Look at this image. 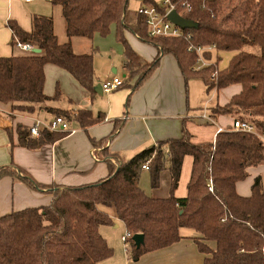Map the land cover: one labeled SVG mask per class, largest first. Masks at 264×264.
Segmentation results:
<instances>
[{
    "label": "trees",
    "instance_id": "obj_1",
    "mask_svg": "<svg viewBox=\"0 0 264 264\" xmlns=\"http://www.w3.org/2000/svg\"><path fill=\"white\" fill-rule=\"evenodd\" d=\"M61 7L68 39H92L105 36L115 26V36L123 46L124 68L128 76L123 87H139L158 66L160 56L171 54L185 80L200 77L206 90L239 84L241 89L226 103L210 107V117L231 116L247 122L252 132L234 130L231 126L219 131L210 142H194L182 121L181 136L157 142L122 160L103 147L108 138L91 144L101 147L108 174L95 182L60 186L42 184L25 170L14 166L0 167L1 176L18 178L29 187L51 195L48 205L26 207L0 214V264H96L109 258L113 249L100 233V226L111 225L113 219L100 208L114 207L125 231L142 233L144 242L136 247L128 239L130 258L171 245L181 238L180 228L196 232L198 249L204 254L202 264H263L264 192L259 175L255 176L247 196L236 192V183L248 176V169L264 165V0H244L230 8L231 0H168L182 16L196 23L182 29L180 37L148 35L144 16L128 9V0H49ZM149 2L160 12L169 4ZM189 4V8L185 6ZM32 28L23 30L14 21L7 22L15 40L32 44L39 53L0 56V102L10 103L13 112H33L41 104L62 97L57 88L53 95L43 91L38 74L44 65H56L70 73L85 89L95 95L93 52L75 53L70 41L58 42L53 22L45 15L31 17ZM131 32L144 43L157 48L150 62L143 61L125 37ZM192 45H215L216 53L231 51L227 67L215 71L218 60L213 52H204L206 60L215 59L195 70L196 53ZM16 47V46H15ZM134 81L131 85L130 82ZM128 81V82H127ZM54 116L71 117L78 125L88 127L102 121L100 114L79 109L74 115L57 107L45 106ZM115 119L109 138L122 126ZM19 146L38 149L68 134L67 130L42 128L39 135L30 134L29 126L16 124ZM11 141V140H10ZM11 145H13L11 141ZM191 157L186 195L176 197L183 159ZM117 165L114 164V162ZM148 161L150 185L159 186L160 174L169 173V195L148 196L139 185L141 165ZM211 186V189H209ZM208 242H213L211 248Z\"/></svg>",
    "mask_w": 264,
    "mask_h": 264
},
{
    "label": "crops",
    "instance_id": "obj_2",
    "mask_svg": "<svg viewBox=\"0 0 264 264\" xmlns=\"http://www.w3.org/2000/svg\"><path fill=\"white\" fill-rule=\"evenodd\" d=\"M144 4L151 3L145 2ZM33 15L50 17L58 42L70 41L75 53H84L87 50L95 49L94 37L96 34L92 39L80 37L68 39L59 5H53L49 0H34L31 2L0 0V56H11L22 52L11 44L12 31L7 22L9 20L14 21L23 30L30 31ZM56 21L57 25H61L60 29L59 26L58 29L56 28ZM125 37L143 61L150 62L157 55L156 47L140 41L133 33L126 31ZM82 44L83 47H80ZM108 52L107 58H104L107 71L94 61L95 86L111 80L114 76H119L117 75L119 72L122 75L120 78H123V82L128 76V71L123 64L125 58L122 44L117 41V46L110 47ZM38 77L43 80V91L46 95L51 96L53 94L54 80H57L54 89L59 88L63 95L57 101L41 104L40 108L37 107L33 112H13L10 103L0 102V127H2V130H0V167H19L28 172L39 183L77 186L92 183L107 176L108 167L100 151L101 147L93 146L90 138L95 140L108 138L103 147L125 160L124 158H130L135 153L159 141L179 138L183 120L188 130L187 125L190 118L188 117L186 102L187 84L176 59L171 54L161 55L158 66L135 89L120 85L109 92L102 91L99 94L95 91V95H91L90 91L82 87L70 73L53 64L44 65ZM76 84L78 87L74 90ZM130 84L133 85L134 81L132 80ZM240 89L239 84H232L215 91L216 94L220 92V100L217 104L226 103ZM72 92H78L77 101L73 97L74 103L70 100L73 95ZM63 96H68L69 99L66 100ZM45 106L69 111L71 115H74L79 109H87L91 111L93 116L97 117L101 114L104 119L87 129H83L72 116L71 120H67L68 134L63 138L54 143L45 144L38 149L19 146L15 132L16 124L21 123L28 126L35 119L46 122L53 119L55 116L46 118L51 112ZM119 118L124 120L123 124L109 138L114 120ZM212 119L213 121H220L217 127L222 128L229 127L233 120L231 116L227 115H217ZM188 132L193 136L192 141H194L195 135L189 130ZM10 140L13 145H11ZM263 171L264 165L250 167L248 176L252 174L251 181H238L235 186L236 192L242 196L249 195L254 177L260 174L261 178ZM168 188L169 178H167L164 192L161 195H154V197H167L169 195ZM176 190L174 193L176 197L186 195H176ZM262 191L264 192L263 184ZM50 201V194L31 188L18 178L8 175L0 177L1 215L26 207L48 205ZM110 215L114 216V213L110 212ZM103 226L105 225L100 226L99 230ZM110 226L116 229L121 227L125 230L124 225L117 217H113V223ZM104 229L100 230L101 235L109 246L114 245L109 238L108 231ZM179 233L181 238L178 241L169 246L146 252L137 260L130 258L128 241L125 247L119 242L120 247L114 248V255L112 254L111 257L100 260L96 264H202L205 256L198 249L195 240L196 232L191 228L182 227ZM208 245L211 248L214 247L213 242H208Z\"/></svg>",
    "mask_w": 264,
    "mask_h": 264
},
{
    "label": "rangeland",
    "instance_id": "obj_3",
    "mask_svg": "<svg viewBox=\"0 0 264 264\" xmlns=\"http://www.w3.org/2000/svg\"><path fill=\"white\" fill-rule=\"evenodd\" d=\"M154 1L161 5V4H163V2L165 0H154ZM43 2H45V1H43ZM43 2H40V3L44 4ZM243 2H244V0H231L230 3L232 6H230V8H232L233 6H236V5L238 6L239 4H242ZM149 5L150 4L142 3L141 0H128V9L133 13L138 12V9L141 6H149ZM58 26L60 29L61 25H57V21H56V28ZM94 41H95V45H94L95 49L94 50H96V51H95V54L93 57V64L95 61V63H98L99 65L103 66V68H105L106 63L104 62V58L105 59L107 58L108 53H109L108 51H109L110 47L117 46L118 40L116 39V36L114 33V25L110 26V30H109V33L107 35L102 36L100 34H96L94 37ZM80 47H83V44L80 45ZM104 49H106V50H104ZM86 52H89V50H87ZM212 54H213V57H215V58L217 56L218 60L215 63V59L213 58L212 60H208V64L215 63L216 67L214 70L217 71V70L224 69L225 67L228 66L229 61L233 55V52H231V51H219L216 53V51H214ZM105 70H106V68H105ZM117 75H119V76H117L119 79L123 80V78H120L122 76L120 72ZM56 81L57 80H54V86H53V90H52L53 93L55 92L54 88H55V82ZM186 84H187V91H188V93H186V102L188 105V117L190 118L189 124L187 125L188 130L195 135L194 136L195 137L194 142H210L213 140V138L215 136L216 128H217V125L220 123V121H218V120H215V121L211 120L210 121L208 119V117H209L208 115H210L209 114L210 113V107L219 103L220 92L216 94L214 89L207 91L206 85L200 77H193V76L189 77L186 81ZM77 87H78V85L76 84L73 89L76 90ZM51 95H53V94H51ZM77 95H78V92H74L73 95L71 96L70 100L73 103H74V98H76V101H77ZM63 97H65L66 100L69 99L68 96H63ZM204 113L206 116L205 120L208 122H205V120L202 119V115ZM51 114L47 115L46 118H50L51 116H54L53 113H51ZM0 130H2V127H0ZM124 159H128V157H126ZM114 164L117 165L116 162ZM190 167H191V157L189 155H187L183 159L182 170H181V175H180V179H179V187L176 190V195L186 194V182L189 178ZM167 178H169V181H170L169 173L167 171H163L160 174L159 186L156 189H153L150 185V171L149 170H142L140 173V176H139V185H140L141 189L148 196L161 195L164 192V190L166 189ZM251 179H252V174H249V176L247 178H245L244 181L249 182V181H251ZM261 181H262L263 188H264V171L261 174ZM157 189H158V191H156ZM163 195H165V194H163ZM100 208L104 209L112 219H113V217H117L113 205H112V207L101 206ZM110 212H113L114 216L110 215ZM102 228H105L104 230L108 231L109 238H110L111 242L114 244V245H110V247L113 250H114V248L116 249V247H118V246L120 247L119 242L121 243V245L123 247H125V242H123L121 240V237H120V234L122 236L126 233L125 230H123V228L121 229V227H119V229L118 228L116 229V228L111 227L110 225H105V226L101 227V229ZM126 244H127V242H126ZM127 245L129 246V244H127ZM114 251H113V255H114Z\"/></svg>",
    "mask_w": 264,
    "mask_h": 264
},
{
    "label": "built area",
    "instance_id": "obj_4",
    "mask_svg": "<svg viewBox=\"0 0 264 264\" xmlns=\"http://www.w3.org/2000/svg\"><path fill=\"white\" fill-rule=\"evenodd\" d=\"M24 2H31L34 0H22ZM164 4H169L164 12H160L157 10L153 5L149 6H141L138 9V13L144 16L145 25L147 27V32L149 36L152 37H180L183 35L182 28L178 27L174 23L170 22L167 19V13L171 9H175L174 4H170L168 0H165L163 2ZM189 8V4L185 6L184 10H187ZM182 15L181 12H178ZM15 46L19 48L21 51L25 53H31L33 52V48H35L32 44L29 43H23L18 40H15ZM188 50H193L197 57L194 65V69H200L204 66L209 65L208 60H206L203 56L204 52H213L215 51V45H192L189 44L187 47ZM216 73V71L213 73V75ZM123 81L119 79L118 77L114 76L111 80L105 81L101 84V89L104 92H109L111 90H114L115 88L119 87ZM208 119L213 121V119L208 115ZM202 119H206L205 113L202 115ZM205 122H208L205 120ZM29 126L30 134L34 137H37L39 135V131L42 128H48L49 130L53 131H59V130H67L68 129V123L67 120L62 115L55 116L53 119L49 121H41L40 119H35L33 122H31ZM231 128L234 130H242L247 132H252L253 127L248 124L247 122L240 121V120H234L231 122ZM224 128L218 126L216 128L215 135L223 130ZM143 170H148V161H145L141 165ZM209 189H211V186H209ZM126 233L121 236V240L123 242L128 241V239L131 237V234L127 231ZM263 253V264H264V250Z\"/></svg>",
    "mask_w": 264,
    "mask_h": 264
},
{
    "label": "water",
    "instance_id": "obj_5",
    "mask_svg": "<svg viewBox=\"0 0 264 264\" xmlns=\"http://www.w3.org/2000/svg\"><path fill=\"white\" fill-rule=\"evenodd\" d=\"M167 19L182 29L196 27L195 22H193L190 19L185 18L184 16L179 14L175 9H171L167 13ZM32 51H33V53H39L40 49L39 48H33ZM95 91L99 94L102 92L100 84H97L95 86ZM131 240L135 243L136 247H139L144 242V235L142 233H135L132 235Z\"/></svg>",
    "mask_w": 264,
    "mask_h": 264
}]
</instances>
